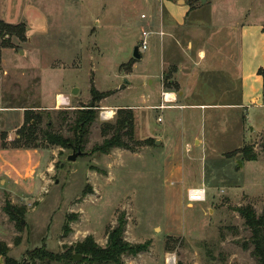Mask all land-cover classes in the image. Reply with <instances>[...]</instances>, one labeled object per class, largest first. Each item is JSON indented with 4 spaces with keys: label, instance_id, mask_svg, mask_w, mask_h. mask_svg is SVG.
Segmentation results:
<instances>
[{
    "label": "rangeland",
    "instance_id": "rangeland-1",
    "mask_svg": "<svg viewBox=\"0 0 264 264\" xmlns=\"http://www.w3.org/2000/svg\"><path fill=\"white\" fill-rule=\"evenodd\" d=\"M214 4L216 11L227 5L243 22H264V0H214ZM145 10L140 0H0V23H26L24 38L0 36V101L5 108L0 107V147L6 142L13 148L17 130L31 110L42 117L36 148L44 156L42 177L36 175L32 187L26 183L31 172L16 173L14 179L5 176V187L0 182L4 189H0V264H21L28 253L38 251L41 256L34 255V262L28 255L32 264H66L56 255H74L76 245L88 236L105 247L119 219H124L126 242L147 246L137 254L123 255L124 264H257L251 254V231L237 208L252 204L259 214L264 211V105L243 110L242 137L229 114L224 116L226 126L205 132L211 133L212 143L211 161L205 162L208 199L191 206L184 189L201 182L203 162L183 161L184 182L167 175L169 152L160 144L130 142L135 149L90 153L103 142L101 127L114 122L120 108L134 112L138 140L170 120L169 109L146 106L151 43L140 50L143 59H137L128 77L129 70L122 67L135 58ZM130 81L133 87L127 88ZM92 85L112 93L99 102L97 118L83 137L85 155L69 161L74 148L50 144L44 131L60 132L74 142L72 118L91 102ZM56 92L63 93L67 102L55 98ZM106 110L112 114L103 119L101 112ZM246 144L258 154L257 160H246L241 153L222 154ZM192 166L195 175L188 173ZM43 250L53 253V260ZM68 264L90 263L71 259Z\"/></svg>",
    "mask_w": 264,
    "mask_h": 264
},
{
    "label": "crops",
    "instance_id": "crops-1",
    "mask_svg": "<svg viewBox=\"0 0 264 264\" xmlns=\"http://www.w3.org/2000/svg\"><path fill=\"white\" fill-rule=\"evenodd\" d=\"M140 3L146 9L141 18L142 14L147 16L142 18V30L149 32L151 43L147 58L152 74L146 81L148 89L144 96L150 103L146 106L162 109L158 106L163 101V91L177 98L176 106L167 108L169 122L158 126L157 133L142 139L153 138L157 146L160 144L169 152L168 176L185 182L183 161L204 163L201 182L185 188L187 195L192 187H205L210 183L205 165L211 161L208 148L212 143L208 136L211 133L206 135L205 132L226 126L224 116L229 114L234 117L237 135L242 137L246 128L243 112L264 105V78L258 72L264 68V22H243L227 5L216 11L214 0L204 3L201 0H140ZM132 71L125 72V76ZM167 74L171 75L173 85L170 87L165 83ZM130 83L127 88L133 87V82ZM59 96L65 97L56 92L55 98ZM128 106L134 110L138 107ZM0 107L5 109L1 101ZM158 121H162L160 116ZM239 148L241 146L235 150ZM211 150L215 151L214 147ZM43 157L37 148L0 147L2 186L7 185L5 176L14 179L16 173L31 172L32 177L26 183L32 187L36 175L42 177ZM188 173L195 175V166L189 168ZM0 189H3L1 185Z\"/></svg>",
    "mask_w": 264,
    "mask_h": 264
},
{
    "label": "trees",
    "instance_id": "trees-1",
    "mask_svg": "<svg viewBox=\"0 0 264 264\" xmlns=\"http://www.w3.org/2000/svg\"><path fill=\"white\" fill-rule=\"evenodd\" d=\"M197 1V0H195ZM26 33V23L11 24L6 22L0 23V36L2 35H17L24 38ZM137 61L133 58L128 64L122 65L126 70L131 71L132 66ZM131 65V66H130ZM259 74L264 78V68L259 69ZM171 75H165V83L167 86H172L170 81ZM112 91L100 92L94 85L91 88L92 99L88 105H83L82 108L77 109L74 112L72 118V125L70 129L75 133L76 138L73 140L70 137L62 135L60 132L44 131V137L50 144L60 145L66 148H82L83 137L90 132L91 125L97 118V110L99 102L106 98ZM264 94V93H263ZM31 111V110H30ZM26 112V119L24 124L17 130L18 137L13 141V148H31L39 147L38 141L39 125L42 121V117L34 112ZM68 113V112H67ZM135 115L130 108L118 109L117 116L114 122L104 124L101 127L102 133L105 136L101 144H96L90 153L102 152L109 153L112 149L117 147L127 148L129 150L135 149L130 142H134L135 146L150 145L155 143V139L146 138L138 140L135 138ZM8 147L6 142H3V148ZM83 149V148H82ZM243 154L246 160H257L258 154L253 150L251 145L246 144L243 147L228 152L227 156H233L236 154ZM16 210V209H14ZM239 214L245 221V225L250 229V243L252 245L251 254L256 260L257 264H264V211L259 214L252 204L241 205L237 208ZM8 213L14 216L13 209L8 208ZM23 211V210H21ZM124 219H119V225L109 231L108 242L105 247L99 246L92 236L86 237L82 242H79L74 248V252L83 255L82 261L89 262L90 264H124L122 257L125 254H137L140 251L146 250L147 246L138 245L134 246L124 239L123 229ZM246 249H249L248 243L244 244ZM43 253L49 259L53 260V253ZM40 255V251L28 253L34 262V255ZM65 259L68 264L71 259H74L73 253H69L65 257L56 255V260Z\"/></svg>",
    "mask_w": 264,
    "mask_h": 264
},
{
    "label": "built area",
    "instance_id": "built-area-1",
    "mask_svg": "<svg viewBox=\"0 0 264 264\" xmlns=\"http://www.w3.org/2000/svg\"><path fill=\"white\" fill-rule=\"evenodd\" d=\"M146 14H142V18H146ZM142 38L140 39V43H139V50L143 49V50H147L149 47V32L147 30H142ZM64 103L67 102V99L65 97H62ZM162 103L158 106L159 108H168L171 106H176L174 105L177 102V98L166 91L162 92ZM101 117L103 119H108L111 117V115L109 116H105L104 111L101 112ZM207 194H206V189L205 187H192L191 189L188 190V194H187V199L189 203H194V202H198V201H204L206 200Z\"/></svg>",
    "mask_w": 264,
    "mask_h": 264
},
{
    "label": "water",
    "instance_id": "water-1",
    "mask_svg": "<svg viewBox=\"0 0 264 264\" xmlns=\"http://www.w3.org/2000/svg\"><path fill=\"white\" fill-rule=\"evenodd\" d=\"M201 1L204 3L206 0H201ZM20 53H23V50H21ZM134 57H135L136 59H141V58H142V54H141V52H140V50H139V45H136V46H135V49H134ZM77 91H78V89L75 88V89L73 90V93H76ZM85 153H86V152L82 151V150H81V147L78 146L77 150L74 149V151L68 156V160H69V161H75V160L77 159L78 156H80V155H85ZM82 259H83V255H82V254H80V253H75V254H74V262H76V261H80V260H82ZM21 264H32V260H31L30 257L27 255V256L23 259V261H22Z\"/></svg>",
    "mask_w": 264,
    "mask_h": 264
},
{
    "label": "bare ground",
    "instance_id": "bare-ground-1",
    "mask_svg": "<svg viewBox=\"0 0 264 264\" xmlns=\"http://www.w3.org/2000/svg\"><path fill=\"white\" fill-rule=\"evenodd\" d=\"M59 98H62V97L59 96ZM104 114H105V116H109V115L112 114V111L111 110H106V111H104Z\"/></svg>",
    "mask_w": 264,
    "mask_h": 264
}]
</instances>
